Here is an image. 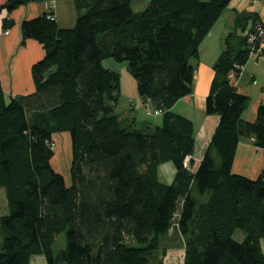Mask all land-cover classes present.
Returning <instances> with one entry per match:
<instances>
[{
	"label": "trees",
	"instance_id": "16d2710c",
	"mask_svg": "<svg viewBox=\"0 0 264 264\" xmlns=\"http://www.w3.org/2000/svg\"><path fill=\"white\" fill-rule=\"evenodd\" d=\"M29 1L40 0L0 7ZM134 2L74 0L73 26L51 18V7L22 21V42L37 39L45 54L32 65L33 91L7 97L0 79V264H31L37 254L46 264H164L178 244L182 264H264V166L254 178L232 170L242 137L264 147V103L244 118L251 92L239 80L249 34L264 20L246 29L251 14L240 13L241 31L225 38L206 97V112L220 118L192 170L194 122L173 104L191 98V59L230 0ZM13 24L3 18L4 29ZM107 57L127 62L160 123L123 118L121 74ZM56 132L70 137L69 183L51 161ZM166 161L171 182L159 177Z\"/></svg>",
	"mask_w": 264,
	"mask_h": 264
},
{
	"label": "crops",
	"instance_id": "0c3cea01",
	"mask_svg": "<svg viewBox=\"0 0 264 264\" xmlns=\"http://www.w3.org/2000/svg\"><path fill=\"white\" fill-rule=\"evenodd\" d=\"M135 1L139 2L140 6L145 5L147 2V0ZM64 2L68 3L66 10L68 11L70 9V19H76L77 10L74 0L29 1L11 11L0 7V79L7 97L28 93L35 89V82L31 70L32 65L45 54L43 45L37 39L30 37L26 39L25 43L22 42V21L43 14L50 9L53 3L55 17L59 24L62 25L61 23H63L65 16L63 9ZM240 13L251 14L245 21L246 29H249V27L253 25L255 19L259 20L264 17V0H261L259 5H255L253 0H230L223 13L202 40L199 46L198 56L191 59L194 65L191 98L188 101L179 99L173 104L174 110L190 117L194 122L195 147L194 153L192 154V170H195L201 161L210 143L211 136L219 122V114L206 112V97L210 91L212 80L215 75L214 64L224 48L225 38L229 33L234 32L236 34L242 29V19L238 18ZM5 16L14 19V24L8 29L3 28V18ZM235 37L232 38L235 40ZM251 58L257 60L259 64H261L262 61L264 63V51L259 54H250L248 61ZM247 62L244 64L243 72L239 80L247 84L251 92L250 102L243 116L247 120L252 121L257 116L258 106L264 103V81L261 85H252L261 77V73L259 72L260 67L258 68L259 64L257 63L258 65L256 67H251V71H249L247 67L245 68ZM104 65L111 67L105 63ZM136 98H139L138 100L143 106L145 105L146 112V105L150 103V101L141 95ZM126 100L128 101L129 99ZM130 101L129 108L124 106L117 108V110L123 114L124 119L129 120L134 117L136 123L139 125L149 124L154 126L159 123H155L145 117L141 118L140 116H136L137 100ZM131 113H134V115L131 116ZM159 115H161V113ZM63 135L68 139L67 133L56 132L54 134L56 144L57 140ZM169 162L171 161H166L159 167V177L167 182H171L175 174V167L172 162ZM263 166L264 147L256 146L251 137H242L237 148L232 170L254 178L260 173ZM183 256L184 247L181 244L170 247L166 254L164 264L169 262V264H182Z\"/></svg>",
	"mask_w": 264,
	"mask_h": 264
},
{
	"label": "rangeland",
	"instance_id": "374dc122",
	"mask_svg": "<svg viewBox=\"0 0 264 264\" xmlns=\"http://www.w3.org/2000/svg\"><path fill=\"white\" fill-rule=\"evenodd\" d=\"M253 3L255 5H259L261 3V0H253ZM70 5V4H69ZM68 6V3L64 2L63 4V9H64V21L62 24V26H73L76 22V19H70L71 17V12L70 9L68 7V11L66 10ZM134 7L135 8H140V4L139 2H134ZM68 15H67V14ZM68 20V21H67ZM104 63L106 65L111 66V68L117 69L119 70L120 74H121V98L119 100L118 103V107H130V100H137V112H136V116H140L141 118H147L155 123H160L162 120V115L159 114H146L145 112V105L143 106L141 104V102H139V94L137 91V84H136V79L134 77V75L129 71L128 67H127V62L126 61H118L113 57H107L106 59H104ZM257 60L251 58L248 62L247 65L245 66V68L247 67V69L249 71H251V67H256L257 64ZM259 72L261 73V77L258 78V81L255 84L252 85H261L262 82L264 81V63L263 61L261 62V64L258 65ZM253 87V86H252ZM254 88V87H253ZM260 91V90H257ZM126 99H129L128 101ZM117 107V108H118ZM128 111V110H127ZM125 111V112H127ZM134 113H131V116H133ZM67 133V132H66ZM55 154L52 157V164L53 166L59 170L60 172H62L65 177L67 182L69 183L70 181V163H71V148H70V137L68 134V139L66 138V136H61L60 139L57 140V144L55 142ZM171 163V162H169ZM166 174V171H165ZM6 210V197H5V193L3 191V189H0V214L5 212ZM244 232L242 230H237L234 233V236L236 238H240L241 234H243ZM260 244L262 247V250H264V237H262L260 239ZM65 246V234L64 232L59 233L57 240L54 244V250L57 251L58 249H60L61 247ZM169 249H167L168 252ZM166 252V254H167ZM166 254L164 256V260L166 257ZM31 264H46L45 258L43 255L37 254L35 256L32 257L31 259Z\"/></svg>",
	"mask_w": 264,
	"mask_h": 264
},
{
	"label": "built area",
	"instance_id": "2783aa9c",
	"mask_svg": "<svg viewBox=\"0 0 264 264\" xmlns=\"http://www.w3.org/2000/svg\"><path fill=\"white\" fill-rule=\"evenodd\" d=\"M54 7V4H51V8ZM51 18H55L54 14L49 15ZM264 20V17H263ZM257 29L256 32H251L249 34V41L252 42L253 46L251 49V54H259L260 52L264 51V22L263 23H257L256 27ZM146 111L148 114L151 113H161V109L155 108L152 109L150 106H147Z\"/></svg>",
	"mask_w": 264,
	"mask_h": 264
},
{
	"label": "bare ground",
	"instance_id": "6f19581e",
	"mask_svg": "<svg viewBox=\"0 0 264 264\" xmlns=\"http://www.w3.org/2000/svg\"><path fill=\"white\" fill-rule=\"evenodd\" d=\"M177 250H178V248H177ZM169 259H170V258H169ZM180 259H181V258H180ZM174 262H175V261H174ZM174 262H173V263H174ZM166 263H167V261H166ZM169 263H170V262H169ZM169 263H167V264H169Z\"/></svg>",
	"mask_w": 264,
	"mask_h": 264
}]
</instances>
